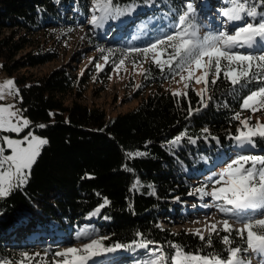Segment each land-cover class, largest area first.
Returning <instances> with one entry per match:
<instances>
[{
	"label": "trees",
	"instance_id": "16d2710c",
	"mask_svg": "<svg viewBox=\"0 0 264 264\" xmlns=\"http://www.w3.org/2000/svg\"><path fill=\"white\" fill-rule=\"evenodd\" d=\"M89 1L0 0V69L13 74L19 89L18 105L33 129L49 140L28 183L0 198V264H49L25 260L19 251L28 243L37 246L44 237L55 238L83 227L94 229L95 234L107 233L108 245L130 244L142 233L139 239L158 242L168 254L173 252V243L188 252L224 254L219 236L213 234V247L208 248L194 232L171 231L157 225V218L179 214L186 206L178 201L184 198L190 200V206H202L200 194L189 193L203 186L202 180L214 174L220 160L238 153L231 139L240 127L234 116L243 114V97L259 85L252 83L234 93L222 77L209 87L208 94L213 97L209 106L188 117L189 103L201 107L196 91L190 87L188 97H176L162 89L161 84L174 76L167 69L162 73L149 58L139 85L150 90L134 107L107 117L103 108L84 99L87 73H78L66 64L43 73L28 71L59 56L53 29L72 25L75 19L73 15L61 16L59 10L71 4L85 13ZM194 1L186 0L193 5ZM115 3L125 7L133 0ZM134 3V11L110 20L128 27L112 32L114 41L107 53L112 63L94 71V79H106L112 64L121 58L127 63L144 61L142 55L129 50L142 49L169 34L178 14L185 10L181 0ZM90 32L86 29L85 36L95 42L102 29L94 25L95 35ZM208 32L201 24L200 34ZM39 124L46 127L37 128ZM181 133L186 135L178 144L169 143ZM253 150L264 155V139H258ZM129 152L146 154L129 158ZM137 180L140 183L134 189ZM105 198L110 203L97 213ZM115 253L125 257L122 264H138L147 258L146 250L135 247Z\"/></svg>",
	"mask_w": 264,
	"mask_h": 264
},
{
	"label": "snow or ice",
	"instance_id": "6c2138e0",
	"mask_svg": "<svg viewBox=\"0 0 264 264\" xmlns=\"http://www.w3.org/2000/svg\"><path fill=\"white\" fill-rule=\"evenodd\" d=\"M92 4L94 13H99L93 14L89 21L95 26H102L109 20L131 13L136 6L134 0L125 7L117 6L115 0H92ZM226 4L221 15L226 24L235 25L231 31L225 28L201 35L196 8L192 3H187L185 10L178 14L173 24V31L157 38L147 47L129 50L142 55L145 60L151 54L152 63L162 73L167 69L169 74L179 75L186 90L192 82L203 84L196 91L201 107L193 108L189 103L188 117L209 106L208 102L213 99L208 94L209 87L216 85L222 77L229 82L234 93L252 83L258 84V87L243 97L241 109L253 114L264 111V0H226ZM103 59L108 61L107 56ZM124 63L125 60L121 59L117 67ZM96 67L103 68L100 64ZM146 72L147 69H141L142 75ZM6 93L19 95L14 80L8 79L0 83V100L4 99ZM172 95L188 97V91L177 90ZM234 119L240 123L237 133L231 136L239 149L238 153L219 173L208 177V182L212 185L210 191L205 190V184L189 193H199L201 199L211 197L217 202L215 206L219 212L227 217L206 225L207 237L199 229L194 233L208 248L213 247V234L219 236L224 254L202 250L188 252L175 243L170 244L173 252L168 254L164 246L155 241L139 239L142 233H137L138 239L130 244L108 245L104 241L109 238L99 236L83 243L79 248H65L54 253L59 258L54 264H99V258L131 247L147 252V258L138 264H253L254 259L256 264H264V155L251 152L256 147L257 140L264 139V122L257 120L253 123L250 116L241 119L239 112ZM31 123L23 115V110L16 108L14 104H0V133H15L19 136L29 129L27 134L18 139L8 135L0 136V198L8 197L14 190L28 183L43 148L49 144L47 138L36 135L30 129ZM36 127L43 129L46 125L39 124ZM203 131L207 133L208 129ZM185 135L186 133H181L169 143L176 145ZM188 139L195 142L192 137ZM145 154L129 152L127 156L134 158ZM139 183L137 180L132 187L137 188ZM109 203L105 198L96 212ZM236 222L242 224V227H234ZM221 232L225 234L221 236ZM94 234V229H81L76 239L88 238ZM22 256L28 260L40 256V253L31 258L27 253H22Z\"/></svg>",
	"mask_w": 264,
	"mask_h": 264
},
{
	"label": "rangeland",
	"instance_id": "374dc122",
	"mask_svg": "<svg viewBox=\"0 0 264 264\" xmlns=\"http://www.w3.org/2000/svg\"><path fill=\"white\" fill-rule=\"evenodd\" d=\"M181 1L185 4V6L188 3L186 0ZM194 2L196 3L194 5L197 12V19L201 22L202 26L208 29V31L215 32L225 28L231 31L235 27L233 24H226L224 17L221 15V11L225 5V0H195ZM59 12L61 16L65 15L69 17L73 15L75 17L74 24L72 25L70 23H65L64 26L60 28H54L55 25L50 26V28H54V32L52 34L57 38V45L60 49L59 56L55 60L34 66L28 69V71L43 73L57 65L66 64L78 73H87V76H89L87 78L88 88L85 92L84 99L90 104H95L103 108L107 117H112L120 111H125L134 107L140 97L150 90V88L141 89L140 87H137L141 80V69L143 68L146 60L134 63H127L125 61L123 65L117 67V65H119V61L124 59L121 58L116 63L112 64L106 79L96 80L93 78L95 75L93 72L99 70L96 65L100 64L103 66L106 64L103 58L107 56V53H109L110 44L114 41L113 36H111L113 35L112 32H118V29L127 28V24L120 22L117 25L114 24V22L111 23L110 20L105 22L102 26H98L102 29V32L99 33L98 38L96 39L97 42H92L88 41V37L85 36L86 29L91 31L90 33H93L92 30L94 25L89 23L91 16L93 14L99 15L98 12L94 13L92 2H88L85 13H81L82 11H79L75 7L72 8L71 4L67 5L66 9L59 10ZM6 32H8V30ZM150 57L151 54L149 58ZM108 62L112 63L110 60H108L107 63ZM197 75H199V73H197ZM8 79L14 80L13 74H8L4 70L0 69V83H3ZM190 87H192L195 91H198L203 87V84H195L192 82ZM161 88L171 92L177 90H180L181 92L186 91V89H184L183 82L180 81L179 75L163 82L161 84ZM0 104H14L16 108L21 109L18 105L15 94L6 93L4 99L0 100ZM242 112L243 114H241V119L250 116L253 123L257 120L264 122V111L257 112L255 114L247 110H242ZM30 129L36 135L44 137L35 131L32 126H30ZM28 130L29 129H26L19 136L15 133H1V136L8 135L12 138L18 139L27 134ZM252 154L260 155L258 151H254ZM231 158H233L232 154L226 159L220 160L215 167L214 174L219 173ZM214 174L211 176H214ZM201 183H203V186L207 184V187L205 188L206 191L211 190L212 185L208 182V178L206 180H202ZM189 201L190 200L187 198L178 201L179 204L186 206L184 207L185 209L179 214L159 216L157 218V225L166 227L174 232L179 229H183L195 233L196 230L199 229L203 234H206L208 233L206 225L217 223L227 218L219 212L215 206L217 202L213 201L209 196H205L202 199V206H190L191 204H187ZM234 227L240 228L242 227V224L236 222ZM81 229L90 230L87 227H83ZM81 229H71L69 232L62 233V235L55 238L44 237V241L40 242L39 245L36 246L35 243H28L29 245H26L25 250H20L19 252L27 253L29 257H34V254L40 253V256L34 257V261H42L44 263L49 262V264H54V261L59 259L54 256L55 252L62 251L68 247L79 248L83 243L90 242V239L98 238L99 236L108 237L107 233L102 232L94 234L88 238L77 240L76 236L79 234ZM104 243L107 244V240H105ZM123 258L125 257L121 254L116 257V253L114 252L99 258V264H122ZM90 264H92V262H90ZM253 264H256L255 259L253 260Z\"/></svg>",
	"mask_w": 264,
	"mask_h": 264
}]
</instances>
